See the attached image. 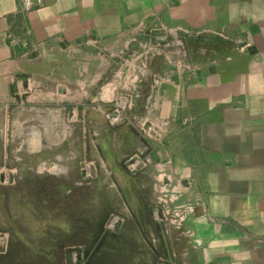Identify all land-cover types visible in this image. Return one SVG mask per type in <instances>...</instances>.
I'll use <instances>...</instances> for the list:
<instances>
[{
	"label": "crops",
	"instance_id": "crops-1",
	"mask_svg": "<svg viewBox=\"0 0 264 264\" xmlns=\"http://www.w3.org/2000/svg\"><path fill=\"white\" fill-rule=\"evenodd\" d=\"M112 105L158 144L135 179L167 264H264V0H0V184L67 171L65 109Z\"/></svg>",
	"mask_w": 264,
	"mask_h": 264
},
{
	"label": "rangeland",
	"instance_id": "rangeland-1",
	"mask_svg": "<svg viewBox=\"0 0 264 264\" xmlns=\"http://www.w3.org/2000/svg\"><path fill=\"white\" fill-rule=\"evenodd\" d=\"M134 49L131 44L125 51ZM134 110L112 105L100 108L98 121L84 122L81 113L65 109L62 138L46 150L61 154L57 162L69 169L34 186L0 184V218L13 214L17 228L0 236V264H167L160 250L166 222L153 217L162 208L155 210L149 189L135 179V159L158 144L140 133ZM24 216L39 218V227ZM8 227L0 219V228Z\"/></svg>",
	"mask_w": 264,
	"mask_h": 264
},
{
	"label": "built area",
	"instance_id": "built-area-1",
	"mask_svg": "<svg viewBox=\"0 0 264 264\" xmlns=\"http://www.w3.org/2000/svg\"><path fill=\"white\" fill-rule=\"evenodd\" d=\"M17 3L21 9L28 10L44 3V0H17Z\"/></svg>",
	"mask_w": 264,
	"mask_h": 264
}]
</instances>
